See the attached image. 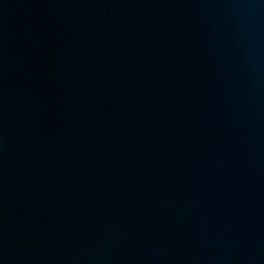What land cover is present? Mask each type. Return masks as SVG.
I'll return each instance as SVG.
<instances>
[{
	"label": "water",
	"instance_id": "1",
	"mask_svg": "<svg viewBox=\"0 0 264 264\" xmlns=\"http://www.w3.org/2000/svg\"><path fill=\"white\" fill-rule=\"evenodd\" d=\"M0 264H264V0H0Z\"/></svg>",
	"mask_w": 264,
	"mask_h": 264
}]
</instances>
